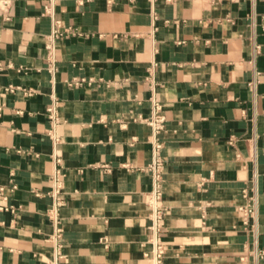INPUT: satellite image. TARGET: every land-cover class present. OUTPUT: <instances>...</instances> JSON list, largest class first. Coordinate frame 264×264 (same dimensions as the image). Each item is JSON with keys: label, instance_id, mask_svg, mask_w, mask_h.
I'll use <instances>...</instances> for the list:
<instances>
[{"label": "crops", "instance_id": "1", "mask_svg": "<svg viewBox=\"0 0 264 264\" xmlns=\"http://www.w3.org/2000/svg\"><path fill=\"white\" fill-rule=\"evenodd\" d=\"M263 26L264 0H0V264H152L154 102L164 263L264 264Z\"/></svg>", "mask_w": 264, "mask_h": 264}, {"label": "built area", "instance_id": "2", "mask_svg": "<svg viewBox=\"0 0 264 264\" xmlns=\"http://www.w3.org/2000/svg\"><path fill=\"white\" fill-rule=\"evenodd\" d=\"M156 17L154 16V20ZM57 22H54L53 36L54 38L62 37L61 32L58 31ZM264 29V26H263ZM256 53L259 52L260 46H255ZM51 113V110H49ZM151 130L149 140L152 144V161L149 167L151 175V190L148 194L147 206L150 210V226L148 230L150 232L152 249L147 255L151 258L152 264H165L166 246L161 240V234L163 230V220L165 215V209L161 205L162 191V173L161 167L163 165V159L161 152L163 149L162 134L166 130V117L162 112L159 103L154 102L152 105L151 113L148 118L142 120ZM59 163V160H56ZM56 182L59 180L56 179ZM242 198L248 201L245 206L239 207V210L244 214L246 218L256 217V203L257 199L255 195H250L246 190L242 191Z\"/></svg>", "mask_w": 264, "mask_h": 264}]
</instances>
